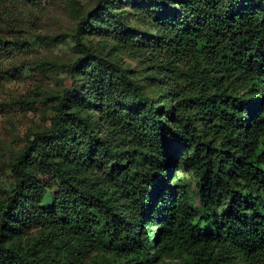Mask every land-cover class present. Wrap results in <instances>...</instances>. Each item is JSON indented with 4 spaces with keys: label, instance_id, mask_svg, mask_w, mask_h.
<instances>
[{
    "label": "trees",
    "instance_id": "obj_1",
    "mask_svg": "<svg viewBox=\"0 0 264 264\" xmlns=\"http://www.w3.org/2000/svg\"><path fill=\"white\" fill-rule=\"evenodd\" d=\"M125 1L78 16L70 83L11 154L0 264H264V0H178L145 40Z\"/></svg>",
    "mask_w": 264,
    "mask_h": 264
},
{
    "label": "rangeland",
    "instance_id": "obj_2",
    "mask_svg": "<svg viewBox=\"0 0 264 264\" xmlns=\"http://www.w3.org/2000/svg\"><path fill=\"white\" fill-rule=\"evenodd\" d=\"M178 3L126 0L114 9V19L119 21L124 12L123 22L145 40L155 35L154 21L172 15ZM93 5L94 0L0 1V199L14 185L11 154L47 126L56 103L52 96L70 83L67 68L76 58L70 33L78 16ZM101 25L103 31L113 29L107 21ZM96 32L89 38L94 49L142 81L138 52L113 45L105 32Z\"/></svg>",
    "mask_w": 264,
    "mask_h": 264
}]
</instances>
